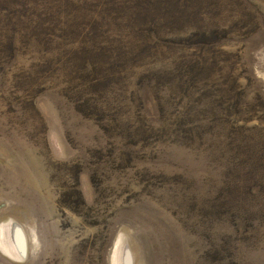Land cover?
I'll use <instances>...</instances> for the list:
<instances>
[{
  "label": "rangeland",
  "instance_id": "374dc122",
  "mask_svg": "<svg viewBox=\"0 0 264 264\" xmlns=\"http://www.w3.org/2000/svg\"><path fill=\"white\" fill-rule=\"evenodd\" d=\"M138 1L0 0V264H264V0Z\"/></svg>",
  "mask_w": 264,
  "mask_h": 264
},
{
  "label": "trees",
  "instance_id": "16d2710c",
  "mask_svg": "<svg viewBox=\"0 0 264 264\" xmlns=\"http://www.w3.org/2000/svg\"><path fill=\"white\" fill-rule=\"evenodd\" d=\"M156 1V0H155ZM186 1V0H181V4ZM131 2H138V0H128V4ZM143 2H145L143 0ZM149 2V1H148ZM145 2V3H148ZM168 2V0H167ZM115 3V2H114ZM127 4V6H128ZM169 4V3H168ZM125 6V7H127ZM142 7L141 4L138 5V10L131 13V11L126 10V12L129 15L128 21L127 19H123L122 22L126 25V27L132 31L135 32V29H140L141 33H147V42H152V36L156 35L158 28L160 25H162L163 23H169V24H176V17L177 20L181 19L182 22L185 21L184 25L188 24L190 22V18L192 13L190 14L189 11H187L185 8H182L180 10H178L179 13L175 14L173 12H166L167 17L164 20H159L158 17H156V14H159V12L156 11H150L147 14H142L140 8ZM168 7H170L168 5ZM132 9V8H131ZM133 10V9H132ZM134 11V10H133ZM149 13H152L149 15ZM164 12H162L163 14ZM172 13V14H171ZM136 16V18H135Z\"/></svg>",
  "mask_w": 264,
  "mask_h": 264
},
{
  "label": "bare ground",
  "instance_id": "6f19581e",
  "mask_svg": "<svg viewBox=\"0 0 264 264\" xmlns=\"http://www.w3.org/2000/svg\"><path fill=\"white\" fill-rule=\"evenodd\" d=\"M17 230V229H16ZM18 231V230H17ZM21 232H22V230H21ZM20 236V235H19ZM21 237V236H20ZM21 246V245H20ZM24 246V245H23ZM9 248H10V246H9ZM7 249V248H6ZM11 250V249H10ZM9 249L8 250H6V252L10 255V256H13V254H12V252L10 251ZM15 255V254H14ZM16 256V255H15ZM14 256V257H15Z\"/></svg>",
  "mask_w": 264,
  "mask_h": 264
}]
</instances>
